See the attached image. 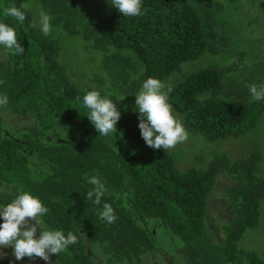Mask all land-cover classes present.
Segmentation results:
<instances>
[{
  "label": "trees",
  "instance_id": "1",
  "mask_svg": "<svg viewBox=\"0 0 264 264\" xmlns=\"http://www.w3.org/2000/svg\"><path fill=\"white\" fill-rule=\"evenodd\" d=\"M22 4V24L4 15ZM0 22L25 50L0 46V208L28 192L49 209L38 231L77 235L50 264H264L239 243L264 213V145L242 150L235 139L264 119V100L247 88L264 86V0H142L136 17L111 0H0ZM76 42L90 56L82 64ZM150 77L193 138L166 151L146 146L138 128L135 96ZM88 91L116 105V133L94 129ZM222 175L231 216L216 240L207 202ZM86 176L105 183L100 205L87 199ZM103 203L112 224L98 215Z\"/></svg>",
  "mask_w": 264,
  "mask_h": 264
},
{
  "label": "clouds",
  "instance_id": "2",
  "mask_svg": "<svg viewBox=\"0 0 264 264\" xmlns=\"http://www.w3.org/2000/svg\"><path fill=\"white\" fill-rule=\"evenodd\" d=\"M111 6L125 17H136L141 15L142 0H111ZM27 8V4H22L19 8L12 5L4 9V15L22 24L26 19L22 9ZM50 21L51 17L42 11L40 30L44 36H48L52 30ZM0 46L12 55H22L25 51L18 42L16 30L3 22H0ZM3 83L0 81V84ZM164 87L158 79L150 77L145 80L135 96V110L139 114L138 128L146 146L166 151L187 141L188 133L173 115L172 106L168 103V93L163 91ZM247 88L254 101L264 100V86L251 84L247 85ZM170 91L171 88L168 89V92ZM80 99L77 97L78 101ZM7 104L8 96L0 95V107H6ZM82 106L88 110L86 116L100 136L108 137L110 133H116L121 113L110 99L102 97L98 91H88L82 97ZM85 179L93 186L92 190L87 192V199L92 200L95 205H100L107 192L105 183L98 176H86ZM48 211L38 198L28 192L17 195L10 203L0 208V219L3 220V223H0V248L11 247L16 261L25 257L30 260L40 258L45 264H50L51 255L58 256L69 246L79 243L77 235L72 232L65 235L63 230H37L38 226L44 224L41 218ZM98 215L108 224L117 219L114 209L108 203H103L102 209H98ZM29 221H35V225Z\"/></svg>",
  "mask_w": 264,
  "mask_h": 264
},
{
  "label": "rangeland",
  "instance_id": "3",
  "mask_svg": "<svg viewBox=\"0 0 264 264\" xmlns=\"http://www.w3.org/2000/svg\"><path fill=\"white\" fill-rule=\"evenodd\" d=\"M71 53L74 56L79 57V61L82 64L84 59H89L90 56H87V52L82 50V43L76 42L75 45L71 46ZM84 58V59H82ZM188 139H193L190 136ZM236 144L245 145L242 146V150H247L251 145H247L249 142L253 140H259L264 145V119L260 124V127L254 128L247 134L241 137H237ZM230 139V140H235ZM192 144H195L194 140H190ZM215 142H212V145H215ZM263 150V149H262ZM193 149H188V154L191 155ZM264 152V151H263ZM227 186V178L225 176H220L215 184L214 188L209 195L207 202V214H206V222L208 225V229L211 234L214 236L216 240L222 237V234L217 227L218 223L227 222L231 216L230 205L227 201V197L224 193V190ZM262 212H264V201L262 202ZM0 223H3V220L0 219ZM30 224L35 225V221H29ZM23 230V229H22ZM39 234L37 233L36 238H38ZM166 236L162 237L161 244H169L166 242ZM240 245L249 250H253L259 254L264 255V213L261 215L257 225L248 230L242 238L239 240ZM170 248V247H169ZM173 249V248H172ZM170 250V253L175 252V250ZM13 249L9 248H0V264H45V261L40 258L29 259L28 257L23 258L20 261H16L12 255ZM52 259V255L50 256V260ZM160 259V258H159ZM176 264H181L179 260L176 261Z\"/></svg>",
  "mask_w": 264,
  "mask_h": 264
}]
</instances>
